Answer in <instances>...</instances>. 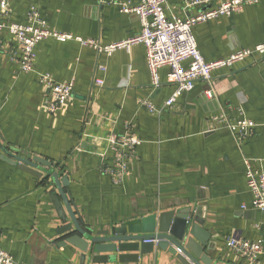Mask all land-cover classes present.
Masks as SVG:
<instances>
[{
	"label": "crops",
	"instance_id": "obj_1",
	"mask_svg": "<svg viewBox=\"0 0 264 264\" xmlns=\"http://www.w3.org/2000/svg\"><path fill=\"white\" fill-rule=\"evenodd\" d=\"M33 6L50 29L74 39L41 41L34 71L24 72L19 43L0 32V154L52 162L51 167L36 163V168L68 176L70 184L63 189L70 190L73 210L85 228L111 230L154 214L190 210L194 218H204L211 236L207 253L218 263L264 264V255L249 262L226 245L233 236L264 237V212L251 206L245 164L246 157L264 160V58L216 71L213 84L197 81L169 109L165 105L176 84L169 80L168 67L160 69L161 84H153L144 45L108 56L75 39L109 44L136 35L141 31L137 15L108 0H12L10 21L27 22ZM198 10L185 8L184 0H167L170 16L185 18ZM194 33L207 61L264 43V0L199 23ZM100 65L106 70L98 69ZM41 74L74 83L72 98L56 112L46 107L49 92ZM97 77L104 85L96 84ZM144 99L160 112L151 113L141 104ZM221 113L232 121L253 120V136L238 146L229 128L214 129L213 118ZM128 133L142 144L128 160L124 180L115 184L102 171V163L112 164L116 157L108 137ZM19 164L0 155L2 248L15 264H93L82 260L78 248L64 244L68 235L58 233L64 220L53 198L58 189L52 177L46 172L37 177ZM109 255L116 258L94 264H182L158 246L146 254L139 249ZM134 255L138 258L132 259Z\"/></svg>",
	"mask_w": 264,
	"mask_h": 264
},
{
	"label": "built area",
	"instance_id": "obj_2",
	"mask_svg": "<svg viewBox=\"0 0 264 264\" xmlns=\"http://www.w3.org/2000/svg\"><path fill=\"white\" fill-rule=\"evenodd\" d=\"M118 4L121 11L135 14L139 17L141 31L128 38L102 44L92 38L76 36L82 44L94 48L98 53L108 56L120 50L130 51L133 46L142 44L146 48L147 64L155 86L161 84L160 69H170L169 80L176 84V89L166 102V107L173 109L178 98L185 92L192 90L197 81L213 84L214 73L223 68H233L236 64L247 60L258 61L264 58V43L254 47L240 48L232 52L226 58L207 61L198 46L194 33V27L202 22L215 19L221 15H233L239 12L246 4L258 0H184L185 8L199 9L188 17L181 18L170 16L167 13V0H108ZM12 12V0H0V32L5 31L20 45L22 57L20 68L24 72H32L35 68L37 45L48 38L60 41L74 39L69 33L50 29L40 17L39 10L33 6L28 13L27 22L10 21ZM189 63L185 65V62ZM101 71L106 66L98 67ZM40 81L49 92L46 107L50 112L60 110L65 103L72 98L74 83H59L50 78L48 74H41ZM98 86L104 85L103 78L97 77ZM141 104L151 113H159L150 100H142ZM215 128L227 127L232 132L238 146L251 138L254 134L256 123L248 118L236 121L230 120L225 114L215 115ZM109 148L116 152L112 164L102 163V171L110 175L115 184L121 183L128 173V160L136 154V148L142 144V140L135 134L116 135L108 137ZM255 161L259 164L255 165ZM246 183L247 188L253 194L251 206L264 212V160L246 157ZM246 207V206H244ZM260 225H256L259 228ZM145 242L157 243L156 239H148ZM227 247L239 258L249 262H256L264 255V237L255 240L238 236L229 237ZM14 257L0 245V264H15Z\"/></svg>",
	"mask_w": 264,
	"mask_h": 264
},
{
	"label": "water",
	"instance_id": "obj_3",
	"mask_svg": "<svg viewBox=\"0 0 264 264\" xmlns=\"http://www.w3.org/2000/svg\"><path fill=\"white\" fill-rule=\"evenodd\" d=\"M0 155L10 164L18 165L20 163L19 167L22 170L37 177H42L45 172L47 176L52 177V182L58 189V193L53 191V198L61 210L60 215L64 220L58 233L68 235L64 244H71L78 248L82 252V260L91 261L93 264L108 262L116 258L109 253L140 249L142 254H146L158 246V248L169 250L170 253L176 255L182 264H221L207 253L211 236L203 227L204 218H194V215L190 214V210L154 214L143 218L138 224L94 231L83 227L75 215L70 190L65 192L63 189L70 184L68 176L61 177L56 171H39L36 168V163L51 167L52 162L41 156L29 158L12 154ZM59 195L62 197L67 211L62 206ZM74 206L77 210L76 205ZM68 216L72 222L68 221ZM80 220L82 223V217ZM148 239H156L157 243L145 242ZM121 258L130 259L129 256H121ZM131 258L137 259L138 255Z\"/></svg>",
	"mask_w": 264,
	"mask_h": 264
},
{
	"label": "trees",
	"instance_id": "obj_4",
	"mask_svg": "<svg viewBox=\"0 0 264 264\" xmlns=\"http://www.w3.org/2000/svg\"><path fill=\"white\" fill-rule=\"evenodd\" d=\"M44 184H46V180H44Z\"/></svg>",
	"mask_w": 264,
	"mask_h": 264
}]
</instances>
